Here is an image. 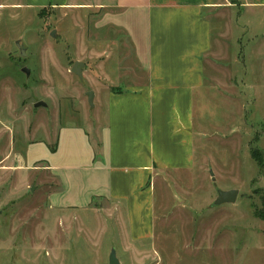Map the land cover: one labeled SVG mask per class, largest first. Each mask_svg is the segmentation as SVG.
<instances>
[{
    "label": "crops",
    "instance_id": "crops-1",
    "mask_svg": "<svg viewBox=\"0 0 264 264\" xmlns=\"http://www.w3.org/2000/svg\"><path fill=\"white\" fill-rule=\"evenodd\" d=\"M7 9H34L39 24L50 25L36 26L25 42H40L38 70L47 72L39 82L46 87L57 81L55 67L72 73L81 61V78L95 84L89 89L98 107L83 123L58 111L35 124L22 110L37 116L43 99L29 107L17 93L21 83L8 81L12 107L0 117V172L46 170L55 182L48 196L55 207L106 199L128 211L144 209L151 238L154 182L191 174L199 135L228 129L230 103L246 96L248 77H262L264 0H0V15ZM67 17L76 28L69 59L54 50ZM13 39L1 38L0 51Z\"/></svg>",
    "mask_w": 264,
    "mask_h": 264
},
{
    "label": "rangeland",
    "instance_id": "rangeland-1",
    "mask_svg": "<svg viewBox=\"0 0 264 264\" xmlns=\"http://www.w3.org/2000/svg\"><path fill=\"white\" fill-rule=\"evenodd\" d=\"M1 13L0 39L14 37L11 48H16L12 59L10 45L0 51V117L12 107L8 81H15L29 107L35 97L46 104L37 116L22 110L28 121L37 124L41 115L47 121L60 111L85 122L98 107L87 95L95 84L55 67L57 81L45 87L39 82V74L47 72L38 70L40 42L25 44L36 26L46 30L50 25L39 24L34 9ZM60 26L63 33L60 29L54 50L71 58L76 28L70 17ZM261 74L248 77L242 89L246 96L230 103L228 129L213 137L199 135L192 173L154 182L151 238L145 237L149 217L144 209L128 211L106 199L84 208L55 207L48 199L55 182L46 170L6 166V173L0 172V264H109L112 249L119 264H264V220L254 213L264 209V67ZM249 84L258 86L256 99ZM252 149L260 150L262 165L251 156ZM227 189L238 190L235 200L214 204L217 191Z\"/></svg>",
    "mask_w": 264,
    "mask_h": 264
},
{
    "label": "water",
    "instance_id": "water-1",
    "mask_svg": "<svg viewBox=\"0 0 264 264\" xmlns=\"http://www.w3.org/2000/svg\"><path fill=\"white\" fill-rule=\"evenodd\" d=\"M51 36H55V31H51ZM83 66V62L81 61H74L70 71L74 73L75 75L81 77V67ZM22 71H24L26 74H29V70L27 68H23ZM88 100L91 105L92 104V99H93V92L88 91ZM44 103L42 101H39L36 103L37 106L43 105ZM33 189V187H32ZM238 190L237 189H227V190H218L217 191V196L214 200V204H220L223 202H233L237 196ZM109 264H119L118 259L115 256V251L112 249L109 254Z\"/></svg>",
    "mask_w": 264,
    "mask_h": 264
},
{
    "label": "trees",
    "instance_id": "trees-1",
    "mask_svg": "<svg viewBox=\"0 0 264 264\" xmlns=\"http://www.w3.org/2000/svg\"><path fill=\"white\" fill-rule=\"evenodd\" d=\"M43 11L40 12V14H42ZM251 156L260 164H263L262 161V155L260 150L258 149H252L251 150ZM254 213L257 217L261 218L262 220H264V209H254Z\"/></svg>",
    "mask_w": 264,
    "mask_h": 264
}]
</instances>
